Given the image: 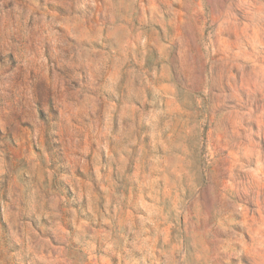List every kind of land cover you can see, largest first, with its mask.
Segmentation results:
<instances>
[{"label":"clouds","instance_id":"1","mask_svg":"<svg viewBox=\"0 0 264 264\" xmlns=\"http://www.w3.org/2000/svg\"><path fill=\"white\" fill-rule=\"evenodd\" d=\"M0 264H264V0H0Z\"/></svg>","mask_w":264,"mask_h":264}]
</instances>
